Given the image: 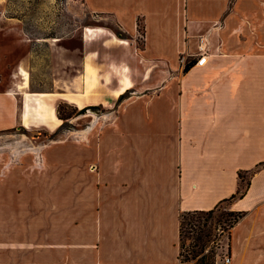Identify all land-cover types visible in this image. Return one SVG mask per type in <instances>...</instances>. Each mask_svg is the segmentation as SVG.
Instances as JSON below:
<instances>
[{
  "label": "crops",
  "instance_id": "1",
  "mask_svg": "<svg viewBox=\"0 0 264 264\" xmlns=\"http://www.w3.org/2000/svg\"><path fill=\"white\" fill-rule=\"evenodd\" d=\"M85 5L93 18L111 16L128 44L110 49L107 66L100 65L101 53H89V42L85 64L90 60L110 82L83 89L92 94L73 101L81 109L116 110L101 128L87 131L85 156L78 147L71 150V202L85 188L87 205L70 212L71 263L180 264L181 216L227 204L242 214L230 233L233 264H264V0ZM200 37L207 41L208 63L184 72L180 58L196 55ZM19 73L24 77L22 68ZM176 74L182 76L176 80ZM77 85L78 77L71 80L73 96L80 95ZM23 88L0 92V133L35 121L27 107L40 105L47 94ZM38 111L42 125L59 127L56 106L41 104ZM24 166L0 184V234H12V252H0V264H61V249L51 238L63 229L62 170L54 165L42 178L26 177L31 164ZM240 173H251L245 190ZM47 181L55 187L53 199L42 188ZM53 202L55 209L48 210ZM32 242L51 253H14Z\"/></svg>",
  "mask_w": 264,
  "mask_h": 264
},
{
  "label": "rangeland",
  "instance_id": "2",
  "mask_svg": "<svg viewBox=\"0 0 264 264\" xmlns=\"http://www.w3.org/2000/svg\"><path fill=\"white\" fill-rule=\"evenodd\" d=\"M88 30L91 31L90 35L89 32L87 33ZM124 39L127 37L117 26L115 20L111 16L93 18L87 11L85 0H0V92L24 89L25 76L19 73L22 68L29 74L27 93H45L47 96L41 104L56 106L57 117L60 105L63 107L64 116L71 115L68 120L58 117L59 127L51 131L39 120L38 110L41 104L37 106L36 102L31 101L32 106L27 107L28 116L36 115L35 121L33 123L29 121L28 128L20 126L0 133V184L5 183L14 168L21 166L25 168L24 164L28 163L31 164L30 169L23 172L26 177L41 174L39 176L42 178L52 173L45 170L53 168L54 165L62 170L63 176L58 181L62 186L57 188L62 193L60 209L63 215V229L51 238V240H56V246L61 249L63 256L61 264H72L70 212L76 208L85 209L87 206L85 188H83V193L78 194V202H71L72 147H75V150L78 147L79 152L85 156L87 131L93 126L101 128L103 120H107L116 110L103 106H89L86 107L88 109L84 113H80L85 108L81 109L73 103V101L79 103V100L92 94L85 90V95H83V89H88V87L96 89L101 85L102 80L110 82L109 75H99L91 68L93 64L90 60L85 64L88 44L91 41L94 42L89 53H97L96 56L101 53L100 65L109 66L111 62L108 60L107 53L110 49L116 51L126 46L128 42H122L125 41ZM138 45L143 46L141 35ZM198 55L199 50L191 58L181 57L180 63L183 70L188 63L196 64ZM215 61L218 62L219 59ZM84 68L86 72H83ZM180 76L182 75L176 74V80ZM77 77L80 95L73 96L71 80ZM94 92L96 96L102 94L97 90ZM19 104L21 106L22 103ZM52 163L53 165L49 166ZM242 177L241 188L245 190L250 182L251 173H242ZM49 183L47 181L46 186L42 188L46 190L48 198L53 199L51 191L55 187ZM2 189L5 191L7 188L2 187ZM73 190L76 191V188ZM20 191H22L21 188ZM9 192L8 196L13 194L11 190ZM51 208L55 209L54 202L48 204L47 209L51 210ZM56 210H59L58 205ZM237 216L238 214L228 210L227 204L220 206L213 213L187 216L183 221V248L180 260L188 264H199L200 258L207 255L204 251L201 256L192 258L191 250L194 240L188 239L189 232L193 236L201 230L208 233L210 235L208 248L211 242L218 238L219 230L232 229L238 220ZM1 226L5 227V223H1ZM3 239L5 243L0 247V252L5 255L12 252L11 248L7 249L12 234H0V240ZM50 245L54 247V244ZM50 250L39 242H32L25 250L21 245L17 246L14 253L21 255L24 251V254H30L31 258H34L39 253H51Z\"/></svg>",
  "mask_w": 264,
  "mask_h": 264
},
{
  "label": "built area",
  "instance_id": "3",
  "mask_svg": "<svg viewBox=\"0 0 264 264\" xmlns=\"http://www.w3.org/2000/svg\"><path fill=\"white\" fill-rule=\"evenodd\" d=\"M199 55L197 57V66H205L208 63V46L205 37L199 38ZM230 233L231 229L228 231L219 230V236L213 240L210 246L205 250L206 254L213 252L214 254V264H233L234 257L230 246ZM182 258V256H180ZM180 264H188L180 260Z\"/></svg>",
  "mask_w": 264,
  "mask_h": 264
},
{
  "label": "trees",
  "instance_id": "4",
  "mask_svg": "<svg viewBox=\"0 0 264 264\" xmlns=\"http://www.w3.org/2000/svg\"><path fill=\"white\" fill-rule=\"evenodd\" d=\"M139 31H140V33L143 34V28L140 25H139ZM193 66H195L194 62L186 64L185 68H184V72H188ZM121 99H123V97H121ZM87 109L88 108H85V109L81 110L80 113H84ZM93 109H97V107H93ZM62 110H63V107L60 105V107H59V116H58L60 119L68 120L69 118H71V115L64 116L62 114ZM240 179H243L242 173H240ZM243 196H244V193L240 191L239 192V197H243ZM234 198H236V196H234ZM213 212L214 211L207 212V213H213ZM202 213H206V212L186 213V214H183L181 216V253H180V256H182V248H183L182 247V237H183V224H184L183 221H184V219L187 216L194 215V214H202ZM241 217H242V214H238L237 219L239 220ZM209 237H210V235L208 233H206L205 231H203V230H201L196 236L191 235L190 232H189L188 239L189 240H191V239L194 240L193 249L191 250V253L193 254V256H192L193 259L201 256L204 253V251L206 250V248L208 246V242H209L208 238ZM199 264H214V254H213V252H210L209 254L202 256L200 258V260H199Z\"/></svg>",
  "mask_w": 264,
  "mask_h": 264
},
{
  "label": "bare ground",
  "instance_id": "5",
  "mask_svg": "<svg viewBox=\"0 0 264 264\" xmlns=\"http://www.w3.org/2000/svg\"><path fill=\"white\" fill-rule=\"evenodd\" d=\"M89 32V33H88ZM91 31H87V33L90 35L91 33H90ZM22 73L24 74V76H25V78H26V85H25V88L28 86V81H29V74L25 71V70H22Z\"/></svg>",
  "mask_w": 264,
  "mask_h": 264
}]
</instances>
